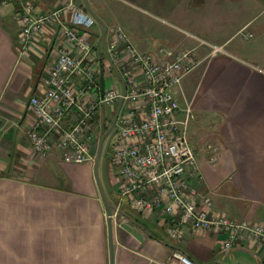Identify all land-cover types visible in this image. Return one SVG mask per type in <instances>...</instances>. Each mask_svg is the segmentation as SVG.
Instances as JSON below:
<instances>
[{"label": "crops", "instance_id": "1", "mask_svg": "<svg viewBox=\"0 0 264 264\" xmlns=\"http://www.w3.org/2000/svg\"><path fill=\"white\" fill-rule=\"evenodd\" d=\"M87 1L107 26V45L119 27L139 52L187 47L200 60L173 88L176 118L187 106L192 113L187 136L198 169L188 183L198 200L209 198L212 213L264 223V0ZM22 3L32 4L34 16L59 11L23 48ZM69 3L87 11L82 0H0V264H110L109 217L93 175L97 149L89 161L68 163L59 150L33 154L27 137L29 98L44 92L41 79L60 50L72 54L64 28L87 39L91 64L106 63L99 85L121 88L100 58L102 26L73 25ZM110 110L98 108L94 127ZM77 116L68 113L65 126ZM120 207L110 217L114 264H163L175 250L194 264H264V247L245 241L224 250L223 231H194L190 223L171 239L168 215L141 216L127 201Z\"/></svg>", "mask_w": 264, "mask_h": 264}, {"label": "built area", "instance_id": "2", "mask_svg": "<svg viewBox=\"0 0 264 264\" xmlns=\"http://www.w3.org/2000/svg\"><path fill=\"white\" fill-rule=\"evenodd\" d=\"M67 8L73 25L89 28L94 24L95 19L84 9L72 3ZM31 9V3L17 8L22 48L59 16V11L34 16ZM63 33L73 45L72 54L67 49L60 50L41 79L44 92L29 98L33 121L27 137L33 154L47 155L59 150L64 162L79 164L93 158L90 149L95 112L101 106L116 109L121 88L99 85L96 77L101 73V64H91L90 43L72 29L64 28ZM107 49L126 85L107 161L108 175L116 182V204L111 216L120 210L122 201H127L141 216L154 212L168 215L167 233L171 239H179L182 226L190 223L194 231H223L224 250L241 247L245 241L248 246L264 247L263 222L212 213L209 198L201 196L198 200L199 193L188 183V176H195L198 169L196 153L187 136L192 113L187 106L184 118H176L179 105L173 88L200 60L187 47L139 52L119 27L112 29ZM76 79L81 87L76 86ZM97 90L100 94L93 97ZM71 111L78 116L65 126ZM163 264L194 261L175 250Z\"/></svg>", "mask_w": 264, "mask_h": 264}, {"label": "water", "instance_id": "3", "mask_svg": "<svg viewBox=\"0 0 264 264\" xmlns=\"http://www.w3.org/2000/svg\"><path fill=\"white\" fill-rule=\"evenodd\" d=\"M85 9L87 12L102 26L103 31L100 35L99 43L102 45L103 52L106 56L107 61L109 62L111 68L113 69L115 75L121 82V97L119 98L117 107L115 109L113 118L105 130V132L100 136L99 141H98V146H97V152L95 156V165L93 169V175L95 182L99 188V191L101 193V197L103 199L105 208H106V213L107 216L109 217L108 219V232H109V257H110V264H114V246H113V239H112V227H111V210H113V202H114V197L111 193V186L109 183L108 179V170H107V161L111 155L109 151V145L111 142V139L113 135L116 132V121L118 114L120 112L122 103H123V97L126 92V85L124 82V79L122 78L121 74L115 67L108 49H107V44H106V32H107V26L103 23V21L92 11L90 8L88 1L87 0H82ZM106 139V140H105ZM105 140V142H104Z\"/></svg>", "mask_w": 264, "mask_h": 264}, {"label": "rangeland", "instance_id": "4", "mask_svg": "<svg viewBox=\"0 0 264 264\" xmlns=\"http://www.w3.org/2000/svg\"><path fill=\"white\" fill-rule=\"evenodd\" d=\"M104 65L106 64L105 62L103 63ZM106 71H107V69L105 70V68L103 67V76L104 77H106V75H107V73H106ZM99 75V74H98ZM109 75H113V74H110L109 73ZM98 78H99V76H98ZM114 112H115V109H111L110 110V114L108 115V117H107V120H106V122L104 123V124H102V126H101V128H100V130H99V127H94V129H93V135H94V138H93V140H91V149H90V153L91 154H94L95 152H96V149H97V146H98V141H99V138H100V136L105 132V130L107 129H104L105 128V126L107 125V127L109 126V124H110V122H111V120H112V118H113V115H114ZM97 125V124H96ZM106 140V139H105ZM105 140H104V142H105ZM112 150V141H111V143H110V145H109V151H111ZM108 179H109V181H110V184L111 185H113V190H115V185L113 184V179L111 178V176L109 175L108 176Z\"/></svg>", "mask_w": 264, "mask_h": 264}, {"label": "trees", "instance_id": "5", "mask_svg": "<svg viewBox=\"0 0 264 264\" xmlns=\"http://www.w3.org/2000/svg\"><path fill=\"white\" fill-rule=\"evenodd\" d=\"M100 58L103 60V59H106V57L104 56V54H103V52L102 51H100ZM107 62V61H106ZM100 64H101V70H102V62H100ZM109 65V68H110V70L111 71H113V69L111 68V66H110V64H108ZM107 128V125L105 126V128L104 129H106Z\"/></svg>", "mask_w": 264, "mask_h": 264}]
</instances>
